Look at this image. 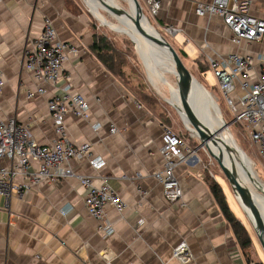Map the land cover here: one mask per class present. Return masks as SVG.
Masks as SVG:
<instances>
[{"label": "crops", "instance_id": "crops-1", "mask_svg": "<svg viewBox=\"0 0 264 264\" xmlns=\"http://www.w3.org/2000/svg\"><path fill=\"white\" fill-rule=\"evenodd\" d=\"M89 1L99 14L101 4ZM210 1L162 0L157 22L164 31L168 26L177 28L172 37L198 73L210 68L209 58L239 53L251 58L250 76L256 81L264 72V37L258 42L234 43L231 30L220 16L196 13L199 3ZM247 1L251 13L264 18V0ZM46 18L53 22L60 41L77 48L63 66L62 84L69 82L72 92L84 95L90 104L87 118L67 114L68 136L76 145L89 142L93 155L104 162L94 168L87 160H73V170L92 176L96 185L106 176L128 208L122 214L116 208H107V219L115 231L106 238L98 229V220L87 211V190L75 176L45 181L8 198L1 196L0 264L263 262L255 246L245 250L241 247L223 215L208 178L221 184L232 211L240 218L219 176L211 173L201 148L196 147L194 156L175 168L183 192L181 201L166 200L162 184L153 176L165 166L161 145L166 123L97 56L92 48L94 18L84 0H0V73L5 80L0 93V122L16 119L28 125L41 145H50L56 138L48 111L55 87L43 84L45 93L28 97V90H36L39 82L24 66L25 48L40 35ZM150 77L156 78L152 74ZM205 91L216 108L213 123L221 126V108L214 95ZM95 124L100 128L95 130ZM111 125L117 127V132L110 131ZM224 134L220 135L223 140ZM219 145L224 153L228 152L221 139ZM1 163L10 166L9 160ZM246 227L253 244L255 237ZM181 242L188 247L187 261L174 256Z\"/></svg>", "mask_w": 264, "mask_h": 264}, {"label": "built area", "instance_id": "built-area-1", "mask_svg": "<svg viewBox=\"0 0 264 264\" xmlns=\"http://www.w3.org/2000/svg\"><path fill=\"white\" fill-rule=\"evenodd\" d=\"M142 1L143 9L146 8L149 14L154 17L159 14L162 0ZM250 6L247 0H211L199 3L196 13L200 16H220L231 30V40L236 44L243 41L258 42L264 37V18L254 16ZM177 31L173 26L165 28V32L171 36ZM76 51V47L58 39L56 28L49 18L45 19L40 35L25 48L24 66L39 82L36 90H28V97L45 93L43 84L55 87V93L48 102V111L54 122L56 138L50 145H41L30 133L28 125L16 119L0 122V197L8 198L13 193L28 192L33 186L45 181L75 176L87 190L84 197L87 211L98 220V229L108 238L114 233L115 227L107 219V208H116L122 214L128 204L106 176L102 177L100 185H96L92 176L77 174L73 170V160H87L94 168H100L104 163L93 155L89 142L76 145L67 133V114L87 118L90 108L84 95L72 92L69 82H61L63 66L70 54ZM209 64L233 121L245 122L250 133L249 139L264 159V72L256 81H252L251 58L239 53L209 58ZM4 83V76L0 73V93ZM93 127L97 130L100 124ZM117 130L115 125H111L112 133ZM195 152V147L191 146L187 138L164 125L161 153L165 166L156 170L153 176L162 184L167 201H181L183 192L174 171ZM3 160H9L10 166L1 163ZM18 177L21 178L20 182ZM174 256L185 261L190 259L186 242H181L174 249Z\"/></svg>", "mask_w": 264, "mask_h": 264}, {"label": "rangeland", "instance_id": "rangeland-1", "mask_svg": "<svg viewBox=\"0 0 264 264\" xmlns=\"http://www.w3.org/2000/svg\"><path fill=\"white\" fill-rule=\"evenodd\" d=\"M115 1L125 11L129 13L132 11L128 0H115ZM141 1L142 0H140V3ZM84 4L87 10L90 11V14L94 18L93 20L95 23L94 26L95 33L97 35L105 36L107 40L115 48L113 54L115 55L117 62L115 68L116 72L117 70L119 71L120 69L123 71L121 75L117 74V76L132 89V91L138 98L144 101L158 115L162 116L167 127L171 128L174 132L181 135L182 137L187 138L190 141L191 146L195 148L199 146L201 141L198 136L194 135L195 131L194 129L193 130L191 129V127L193 128V126L192 125L190 126L189 124H187V122L185 123L186 120L185 121L183 120L181 112L177 108V104L170 102V99L172 98L170 86L159 81L157 78L152 79L150 77L149 71L145 66L142 55L137 45L132 40V37L128 32V30L124 26L117 28L115 25L116 24L118 25L119 21L114 15H112L104 8L101 7L99 8L100 11L99 13L100 19H99V17H97V15L92 11L90 1L84 0ZM143 13L149 20L148 24L152 25L157 30V32L162 37H164L168 42H170L171 45L176 49L179 56L181 57V59L183 60V62L191 72V74L194 76V78H196L202 85H204V87L212 95H214L215 100L217 101L218 105L221 108V115L223 120L229 124V131L227 132H229L230 135L232 136V140L235 144L234 146L235 149L231 150L230 152H226V154L230 158H231V154H234L237 157L238 162L235 168L238 175H240V177L242 176V173L240 172V166L242 162L244 163L243 161L244 158L242 159L243 155H246L252 162V164L250 165V170L255 175L254 178L259 180L264 185V159L259 153L256 146L252 144L251 140L249 139L250 133L245 122L241 123V122L233 121L232 114L229 111V108L226 105V103L223 101L221 92L218 87V80L215 77L212 69L208 67L209 69L203 74H200L197 71H195V69L191 67V64L186 61V54L178 47L173 37L167 34L158 24L157 17H154L151 14H149L146 8L143 9ZM146 44L148 45L147 55L151 53L149 64L152 67H157L159 70L164 72L166 78L169 80V83L172 87L173 97L175 101H177L176 97L178 98L177 95H179V92L177 93L178 81H177V75H175V67L172 64L171 59L168 58L167 52L164 51L163 49L161 48L159 49L158 46L157 47H155L154 45L151 46V43H149L147 40H146ZM200 66L203 67L201 63ZM203 68L205 69V67ZM197 92H201V96H203V98H199V94L196 93L197 96L193 95L194 100L201 101L207 99L205 90H201ZM206 118L208 121L210 120L212 122L215 120L214 114L211 115L209 114ZM221 126L218 125V129ZM224 133H226V131H224L223 134ZM201 149L205 152V157L207 158V163L211 170V173L218 175L220 181L223 183V186L229 197L230 203L234 208V210L236 211V213L238 214V216L240 217L239 219L241 221L243 220L242 222H244V224L248 226L252 231L255 237V243L253 242L251 249L254 248L255 246V249L258 252L260 258H262L261 260H264V255H263L264 252L262 250L260 242L257 239L252 223L250 222L246 213L240 206L238 200H236V197L233 193V189L230 186L226 177L224 176V173L222 172L219 164L214 158L210 156L207 150H204L203 148ZM242 183L246 187H249L250 190H252L253 201L259 213L263 214L264 195L258 191V188L256 189V187L254 186L255 184L252 183L251 181H247L244 179ZM255 193H257L258 195ZM251 253L253 255V250L251 251Z\"/></svg>", "mask_w": 264, "mask_h": 264}, {"label": "water", "instance_id": "water-1", "mask_svg": "<svg viewBox=\"0 0 264 264\" xmlns=\"http://www.w3.org/2000/svg\"><path fill=\"white\" fill-rule=\"evenodd\" d=\"M89 1V0H87ZM100 4L102 5L101 8H104L108 12H110L112 15H123L127 14L128 12L125 11L122 8H117L112 5H110L106 0H99ZM131 6V10H134V22L135 26L139 30V32L143 35V37L152 45L155 47H159V49H163L164 51L168 52L170 55L172 64L175 67L176 74H177V85H178V92L180 96V102L183 106L177 104L178 110H180L181 115L183 117V109L185 108L187 112V118L188 122L190 125L193 126L191 128L192 130L194 129V135L198 136L200 139V144L197 146V149L203 148L207 150L212 158H214L217 163L219 164L222 172L224 173V176L228 180L230 186L233 189V192L246 213L247 217L249 218L250 222L252 223V226L255 230V233L258 237V240L262 246L263 252H264V220L259 213L254 201H253V196H252V190H250L249 187H246L242 182L240 181L238 177V173L236 172V169L234 167H229L222 158L216 155L214 151L212 150L210 146V141H212L214 138L216 139H221V134H223L224 131H229V124L224 121L222 126L219 129L211 130L208 125H206L198 116L194 113L192 110V107L189 104V98H190V91L192 89V85L198 84L200 88L205 90L206 88L204 85H202L194 76L191 74L181 57L179 56L178 52L176 49L171 45L170 42H168L164 37L162 36H156L154 35L155 30L153 28L151 29L147 23L148 19L143 13V7L140 3V0H128ZM100 8V7H99ZM114 13V14H113ZM117 17V16H116ZM150 23V22H149ZM132 37V36H131ZM134 43L136 44V41L133 39ZM137 45V44H136ZM138 47V46H137ZM171 102V101H170ZM183 120L185 121L184 117ZM186 123V121H185ZM187 125V124H186ZM224 141V140H222ZM243 159V157H242ZM244 161V159H243ZM243 163V162H242ZM255 175H253V179L256 181L257 185H254L256 189L258 188V191L264 195V185L257 179L254 178ZM242 195L243 203L247 204L250 206L254 212V216L257 221V227L260 228L257 229L255 225L253 224L249 214L247 213L245 207L241 203V201L238 198V195Z\"/></svg>", "mask_w": 264, "mask_h": 264}, {"label": "bare ground", "instance_id": "bare-ground-1", "mask_svg": "<svg viewBox=\"0 0 264 264\" xmlns=\"http://www.w3.org/2000/svg\"><path fill=\"white\" fill-rule=\"evenodd\" d=\"M96 2H98L100 4V2L98 0H95ZM110 5L117 7V8H121L115 0H106ZM92 11L95 13V11L92 9ZM96 14V13H95ZM114 14V13H113ZM97 17L100 16L99 14H96ZM117 16V17H116ZM115 17L117 18V20L119 21V24L115 25L117 28L124 26L128 32L130 33V35L133 37V39L136 41V44L138 46V49L142 55V58L144 60L145 66L148 69L149 73L152 74L154 77L160 79L162 82H164L166 85L170 86L171 88V94H172V98L170 99L171 103H175V104H179L181 106H183L181 103L175 101L174 97H173V92H172V87L169 83V80L166 78L164 72H162L161 70H159L157 67H152L149 64L148 61V56L146 53V49H147V45H146V39L143 37V35L139 32V30L137 29V27L135 26V22L133 18L134 16V10H132L130 13L128 12L127 14H123V15H116ZM147 25L153 30H155L154 35L156 36H161L157 30L150 24L147 23ZM168 58H170V55L168 54ZM175 75L176 74V70H175ZM178 87V86H177ZM200 86H198V84H194L192 85V89L190 91V98H189V104L192 107V110L194 111V113L198 116V118H200L202 120V122H204L206 125H208L209 127H211L212 130H216L218 126L214 125L213 122L208 121L207 120V116L210 114H214L216 112V108L214 106V104L207 98L205 100H194L193 95L197 92L200 91V89L202 90V88H200ZM197 94H199V98H203V96H201V92H197ZM197 94H195V96H197ZM183 117L186 120L187 124H189L188 122V118H187V112L185 110V108L183 109ZM210 117V116H209ZM224 123V120L222 122V124ZM190 125V124H189ZM191 126V125H190ZM192 128V127H191ZM224 137V142L222 143L223 148L225 150H227L228 152H230L231 150L235 149V144L231 138V135L229 132L225 133L223 135ZM210 146L212 148V150L214 151V153H216L217 156H219L220 158H222L224 160V162L231 168L237 166V162L238 159L234 154H231V158L223 152L221 145H219V139L214 138L212 141H210ZM244 158V163L241 164L240 166V172L242 173V176L240 177V175H238L240 181H251L252 183L256 184V181L253 179V172H251L250 170V165L252 164L251 160L246 156L243 155ZM233 162V164H232ZM236 169V168H235ZM243 184V183H242ZM248 186V185H247ZM257 194V193H255ZM258 195V194H257ZM239 200L241 201V203L243 204V206L245 207L247 213L249 214L253 224L255 225V227L257 229L260 228L257 227V221L256 218L254 216V212L252 210V208L250 206H248L247 204L243 203V199H242V195L239 194L238 195ZM263 214H264V209H263ZM264 220V217H262Z\"/></svg>", "mask_w": 264, "mask_h": 264}, {"label": "trees", "instance_id": "trees-1", "mask_svg": "<svg viewBox=\"0 0 264 264\" xmlns=\"http://www.w3.org/2000/svg\"><path fill=\"white\" fill-rule=\"evenodd\" d=\"M94 44L92 48L94 51L97 53V56L100 58V60L116 75H121L123 71L120 69L119 71L117 70L116 72V58L113 52L115 51L114 46L107 40V38L103 35H97L96 33L94 34ZM200 70L202 72L205 71V69L200 66ZM208 182L211 188V191L218 202V205L229 222L238 242L240 243L241 247L245 250L248 249L252 246V238L249 233L248 228L246 225L234 214L232 211L226 195L224 193L223 187L221 184L216 181L215 179L208 178ZM254 264H264L263 262H258Z\"/></svg>", "mask_w": 264, "mask_h": 264}]
</instances>
